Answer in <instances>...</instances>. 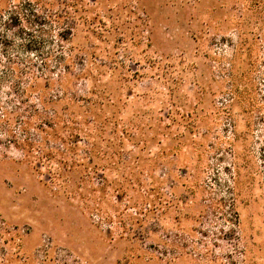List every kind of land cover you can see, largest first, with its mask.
<instances>
[{
  "label": "rangeland",
  "instance_id": "obj_1",
  "mask_svg": "<svg viewBox=\"0 0 264 264\" xmlns=\"http://www.w3.org/2000/svg\"><path fill=\"white\" fill-rule=\"evenodd\" d=\"M115 54L120 115L159 92L180 139L164 140L180 148L153 174L162 214L134 242L54 197L22 152L85 95L68 60L79 74ZM0 264H264V0H0Z\"/></svg>",
  "mask_w": 264,
  "mask_h": 264
},
{
  "label": "trees",
  "instance_id": "obj_2",
  "mask_svg": "<svg viewBox=\"0 0 264 264\" xmlns=\"http://www.w3.org/2000/svg\"><path fill=\"white\" fill-rule=\"evenodd\" d=\"M115 56L109 57L108 66L86 62L79 74L74 68L84 61L68 60L65 68L69 80L85 81L86 93L78 97L70 94L62 110L53 111V121L44 123L46 129L39 127L40 142H26L22 152L54 197L80 202L91 215L94 212L108 222L116 217L122 233L134 242L147 236L140 217L158 218L162 214V204L151 199L158 190L155 185L160 184L153 174L162 168L168 155L175 157L180 147L173 145L168 151L163 147L169 127L163 123L167 118L163 102L153 105L157 100L154 93L159 92L139 96L142 109L127 118L120 115V106L126 102L122 92L130 88L131 79L117 73L124 70V65ZM103 74H108L105 82L101 80ZM127 95V99L132 97L131 93ZM169 139L174 144L180 140L173 134ZM164 152L168 153L163 156ZM107 202L112 213L103 206ZM121 206L137 211L118 212ZM137 223L139 232L135 231Z\"/></svg>",
  "mask_w": 264,
  "mask_h": 264
}]
</instances>
